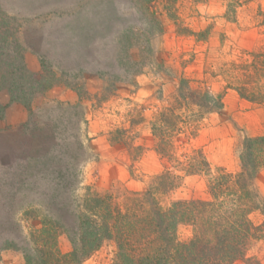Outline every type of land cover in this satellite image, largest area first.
<instances>
[{
  "label": "rangeland",
  "instance_id": "obj_1",
  "mask_svg": "<svg viewBox=\"0 0 264 264\" xmlns=\"http://www.w3.org/2000/svg\"><path fill=\"white\" fill-rule=\"evenodd\" d=\"M238 1L237 19L229 21L228 0H177L180 20L166 0H0V264H36L26 259L32 231L45 216L59 219L88 185L142 192L170 168L183 178L166 203L210 198L206 176L185 175L157 153L151 121L172 105L182 77L219 91L226 80L213 70L264 50L257 16L264 0ZM151 17L163 33L152 38L153 53H143L145 65H134L147 37L129 28L145 29ZM180 23L196 31L214 27L198 42ZM262 133L264 104L228 88L223 109L203 118L198 135L179 138L178 155L201 148L214 172L235 173L244 138ZM134 147H141L138 155ZM68 168L74 174L65 178ZM254 187L264 198V168ZM261 209L251 213L255 224L264 223ZM178 234L189 239L193 227L180 224ZM59 246L72 249L64 232ZM116 254V242L105 240L81 264H115ZM247 256L264 264V240Z\"/></svg>",
  "mask_w": 264,
  "mask_h": 264
},
{
  "label": "trees",
  "instance_id": "obj_2",
  "mask_svg": "<svg viewBox=\"0 0 264 264\" xmlns=\"http://www.w3.org/2000/svg\"><path fill=\"white\" fill-rule=\"evenodd\" d=\"M240 4L238 0H228L223 17L236 21ZM166 6L170 16L180 20L177 0H166ZM257 16L264 23L263 7H259ZM155 19L145 21V29L129 28V32L147 37L141 60H131L134 65H145L143 53H153L151 40L163 33L162 23ZM213 24L198 31L181 23L178 26L181 32H192L198 42H205ZM126 36L124 33L123 38ZM248 56L226 61L219 72L212 71L226 80L219 91L209 85L193 87L188 78L182 77L172 105L161 109L151 121L157 153L185 175L206 176L209 199L166 203L165 197L181 185L183 178L170 168L156 175L142 192L127 188L100 191L88 185L82 198L72 196L68 200L59 219L45 216L41 226L32 231V252L26 253V259L36 264H81L105 240H114L115 264H234L237 259H243L245 264H262L247 253L255 241L264 240V223L255 224L250 217L257 209L262 208L264 213V198L254 187L255 178L264 168V133L244 138L241 168L235 173L222 167L214 172L201 148H194L182 159L177 145L181 137L190 140L198 135L205 116L223 109L228 88L249 102L264 104V50L248 52ZM139 150L141 147L133 148L135 155ZM71 171L64 177H72ZM180 224L193 227L191 238L180 239ZM63 232L72 243L67 253L59 246Z\"/></svg>",
  "mask_w": 264,
  "mask_h": 264
}]
</instances>
